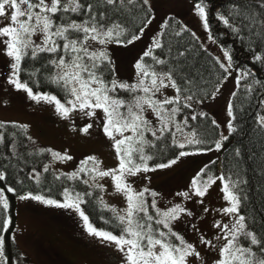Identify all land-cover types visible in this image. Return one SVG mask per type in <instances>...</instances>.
<instances>
[{"label": "snow or ice", "instance_id": "6c2138e0", "mask_svg": "<svg viewBox=\"0 0 264 264\" xmlns=\"http://www.w3.org/2000/svg\"><path fill=\"white\" fill-rule=\"evenodd\" d=\"M130 6L142 9L144 14L135 30L118 18L125 10L131 11ZM208 6L205 0H197L193 11L207 39L217 44L210 27ZM152 13L151 0H0V55L8 60V71L0 72V76L15 91L26 94L27 99L51 106L63 120L74 123L83 118L85 123L76 129L79 133L90 135L95 126L109 142L118 162L115 167L105 169L97 157L86 156L77 170L62 174L68 180L82 183L86 189L81 193L65 187L62 201L31 192L19 195L18 199L74 210L89 235L114 250L117 264H264V236L255 229V217L249 219L242 214L247 196L241 195V186L248 183L246 179L239 176L234 179L230 171L221 172L219 165L216 173L210 174L205 165L191 178L187 190L174 194L179 201H169L163 207L161 193L147 186L139 189L134 186L150 181L149 173L171 169L184 158L220 152L225 142L239 131L231 98L226 108L228 135L219 132L217 139L209 143L199 137L192 123L208 115L196 112L194 105L203 104L205 99L215 100L230 76L237 87L251 78L244 86L246 93H254L257 87L264 88V81L255 79L250 68L234 66L231 49L221 47L223 59L212 57L220 79L211 93L199 94L203 74L195 64H189L191 50L177 47L173 54V47L164 43L163 31H158L134 60L132 80L118 78L109 46L127 47L141 40L145 28L155 18ZM213 19L242 42L247 35L253 61L264 65V0L233 3L227 14L215 11ZM160 27L168 29L169 23H162ZM184 32L199 42L200 38L187 26H182L176 35ZM254 37L261 42L259 53L255 51ZM198 48L208 52L202 44ZM42 81L54 87L56 93L34 90ZM168 91L173 94L169 95ZM236 95L234 91L231 97ZM257 103L253 131L258 129L264 133V98ZM211 123L220 128L215 119ZM21 127L27 128V125ZM4 142V133L0 131V144ZM164 146L175 151L166 159H158V154L163 155ZM11 148L15 154V144ZM47 151L53 159H73L67 153ZM235 156L243 158L240 148L235 149ZM49 170L50 165L43 166L41 171L33 168L28 179L40 184L42 173ZM105 178H110L114 192L125 202V207L117 209L108 206L102 196L97 197V202L111 212L118 232L97 228L81 207L92 203L85 199L93 196L87 189L106 191L100 183ZM55 179L60 180L61 175ZM0 182H5L0 187V264H13L5 240L7 234L10 243H15V234L9 232L13 222L6 193L16 195L17 190L7 185L5 171H0ZM18 183L23 184V180ZM213 185L219 187L225 202V206L215 209L220 218L213 219L211 236L192 223V230L199 235L196 243L189 242L176 230L177 222L194 215L184 202L195 199L204 204L203 198ZM201 211L209 213L210 209L204 207ZM260 227L264 229V222ZM201 247L205 250L203 255ZM14 264H27V261L17 255Z\"/></svg>", "mask_w": 264, "mask_h": 264}, {"label": "rangeland", "instance_id": "374dc122", "mask_svg": "<svg viewBox=\"0 0 264 264\" xmlns=\"http://www.w3.org/2000/svg\"><path fill=\"white\" fill-rule=\"evenodd\" d=\"M151 3L155 18L145 29L142 39L127 47L109 46L118 78L132 80L134 60L150 43L151 38L158 31L164 30L160 25L167 23L171 17H179L184 26L196 33L201 44L208 48L210 53L223 59L221 46L218 43L212 44L207 39L200 19L193 11L195 4L193 0H151ZM7 65L8 60L0 55V72H7ZM235 75L233 73V76ZM237 89L233 77L230 76L224 81L215 100L194 105L196 112H206L215 119L224 135H228L227 104L230 98L233 99L231 94ZM168 94L173 93L168 91ZM0 123L27 125V128H23L36 147L72 156V160L62 161L53 159L48 151L52 159L48 165L57 175L77 170L79 162L89 155L102 161L101 166L105 169L113 168L118 163L109 142L95 126L90 130V135L79 133L76 129L85 123L83 118L77 119L74 123L63 120L51 106L37 104L27 99L26 94L15 91L6 83L3 76H0ZM226 142L220 152L213 151L184 158L171 169L149 173L150 181L145 180L134 186L138 189L147 186L161 193V207L167 205L169 201L177 202L180 198L174 194L187 190L191 178L199 169L215 161L222 172L223 154L229 146ZM100 183L106 187L102 197L108 206L117 209L125 207L122 197L114 192L110 178H105ZM217 185L209 189L203 198L204 204L197 203L195 199L184 202L194 215L177 222L176 230L189 242L196 243L199 235L192 230V223L207 236L213 234L212 221L220 218L215 209L225 206L223 193ZM204 207L209 208L210 212H202L201 209ZM17 214L15 242L33 264H117L114 250L89 235L82 219L74 210L47 206L32 200H19ZM199 250L203 255L205 250L202 247Z\"/></svg>", "mask_w": 264, "mask_h": 264}, {"label": "trees", "instance_id": "16d2710c", "mask_svg": "<svg viewBox=\"0 0 264 264\" xmlns=\"http://www.w3.org/2000/svg\"><path fill=\"white\" fill-rule=\"evenodd\" d=\"M194 3L197 0H193ZM209 4V22L212 29L213 36L217 39L218 44L221 47L231 49L233 60L235 61V67L239 68L242 65L247 66L253 72L255 79L264 81V65L259 62H255L252 59L253 52L249 51L247 41V35L245 36V42H242L239 38L235 37L233 33L222 26H218L217 21L213 19V13L217 10H221L224 14H227V9L233 3H241L242 0H205ZM131 11L125 10L119 14L118 18L121 22L135 30L141 24L144 19L143 10L136 6H130ZM153 14V13H152ZM169 28L164 29V43L173 47V54L175 49L179 47L181 50L187 47L191 50L189 57V64H195L203 74V78L199 82L198 93L201 95H207L211 93L220 79V73L217 68L214 67V55L209 51L204 53L202 49L198 48L201 42H196L189 35L184 32L182 35L177 36L176 32L181 31L184 26L182 20L179 17H171L168 19ZM147 28V27H146ZM145 28V29H146ZM254 44L255 51L261 52V42L258 38H255ZM204 47V46H203ZM39 65H37L38 67ZM47 73H42L46 75ZM251 81H242L238 87L237 95L233 97L234 111L237 115L236 126L239 131L234 134L226 144H229L228 148L223 154L222 158V172H231L233 178L237 176L246 179L248 183L242 185V196L246 195L247 199L243 201L242 214L251 219L255 217L257 223L255 225L256 231L264 236V229H261L260 223L264 222V133H261L258 129L253 131V117L256 114L259 106L257 101L264 98V88H255L254 93L249 94L245 92V85ZM34 90L53 92L56 93V89L43 81L39 88ZM122 95H124L122 93ZM211 99H205L204 102ZM243 109V111H241ZM212 117L207 115L206 118L198 117L197 121L192 122L199 137L207 140L209 143L217 139L218 133L221 132L220 128L217 129L212 123ZM4 124V128H0V131L4 133L5 142L0 144V171H5L7 174V185L14 187L16 195L12 193H6L10 201L9 214L12 217L13 226L10 227L9 232L15 233L18 222V196L31 192L32 194L44 195L48 199H55L58 201L63 200V189L65 187L69 189H75V191L83 192L86 186L78 181L68 180L61 175L60 180H56L57 175L52 169L48 173H42L41 183L37 184L34 180L28 179L29 172L35 168L37 171H41L43 166L48 165L51 162V155L48 151L39 149L31 140L27 131L18 124L14 123H0ZM15 144V154H13L11 145ZM240 148L242 159L235 156V149ZM175 149H168L166 146L163 148V155L158 154V159H166L171 155V152ZM218 163H212L208 166L209 173H216ZM23 169V171H21ZM19 180H23V184L18 183ZM5 182H0V187H4ZM93 192L92 197H85L86 200L92 201V203H86L82 205L83 210L89 215L90 221L97 227L103 230L118 232L119 229L114 227V222L111 217L112 214L107 209L103 208L98 202L97 197L102 196V192L95 189H87ZM2 220V218H0ZM108 220L109 223L104 221ZM251 226V225H250ZM6 245L10 248L12 253V262L14 264L17 255H21L26 259L27 264H33L32 261L23 253L17 243H10V237L5 234Z\"/></svg>", "mask_w": 264, "mask_h": 264}]
</instances>
